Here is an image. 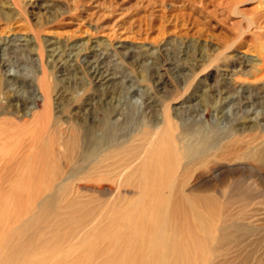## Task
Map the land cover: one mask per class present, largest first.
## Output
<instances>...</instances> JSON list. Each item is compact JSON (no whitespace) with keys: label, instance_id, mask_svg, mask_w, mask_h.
I'll list each match as a JSON object with an SVG mask.
<instances>
[{"label":"rangeland","instance_id":"1","mask_svg":"<svg viewBox=\"0 0 264 264\" xmlns=\"http://www.w3.org/2000/svg\"><path fill=\"white\" fill-rule=\"evenodd\" d=\"M0 46L16 64L4 66L18 75L13 99L38 88L44 50L52 117L84 121L97 135L108 105L121 112L113 117L116 136L162 124L166 108L174 133L207 157L184 186L216 183L209 191L253 227H242L240 242L226 244L216 264H264V165L256 158L264 149V0H0ZM54 52L64 54L59 69ZM96 59L115 74L107 84L89 76L87 63ZM34 104L43 109L39 93ZM114 195L75 197L93 207L101 233L122 222ZM132 195L123 198L133 202ZM249 202L251 215L242 218L238 206ZM9 203L0 200L2 221Z\"/></svg>","mask_w":264,"mask_h":264},{"label":"bare ground","instance_id":"2","mask_svg":"<svg viewBox=\"0 0 264 264\" xmlns=\"http://www.w3.org/2000/svg\"><path fill=\"white\" fill-rule=\"evenodd\" d=\"M43 51L38 88L26 98L13 99L10 87L18 75L4 66L16 64L4 52L0 56V200L10 197L11 205L7 220H0V264H216L226 244L240 242L242 227L253 231L231 217V204L209 191L216 183L206 191L184 186L193 165L207 157L174 133L166 108L162 124L138 126L132 136H116V105L105 108L100 135L84 121L52 117ZM59 53L51 54L55 69L63 59ZM87 64L100 85L115 77L100 59ZM38 93L40 112L34 104ZM256 158L264 165V149ZM83 192L94 200L113 193L123 202L117 228L101 233L93 207L75 199ZM129 192L133 202L123 198ZM248 205L238 206L242 218L251 215Z\"/></svg>","mask_w":264,"mask_h":264}]
</instances>
